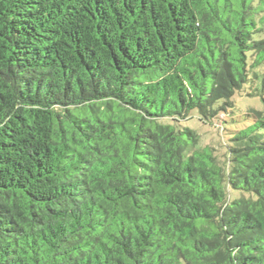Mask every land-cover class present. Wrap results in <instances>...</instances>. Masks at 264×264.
<instances>
[{"label": "trees", "instance_id": "1", "mask_svg": "<svg viewBox=\"0 0 264 264\" xmlns=\"http://www.w3.org/2000/svg\"><path fill=\"white\" fill-rule=\"evenodd\" d=\"M241 92L264 0H0V264H264V113L185 125Z\"/></svg>", "mask_w": 264, "mask_h": 264}, {"label": "rangeland", "instance_id": "2", "mask_svg": "<svg viewBox=\"0 0 264 264\" xmlns=\"http://www.w3.org/2000/svg\"><path fill=\"white\" fill-rule=\"evenodd\" d=\"M234 107L224 113H221L217 119L211 123H204L199 120L197 113L192 112L191 119L185 125L199 135L202 145H208L214 148L218 153L223 152L225 143L228 144L227 135L233 130H238L243 126L240 122L241 117L249 109H254L264 113V104L260 97H248L244 92L238 93L233 98ZM222 134V138L221 135ZM225 140V143L223 141ZM223 143V144H222Z\"/></svg>", "mask_w": 264, "mask_h": 264}]
</instances>
